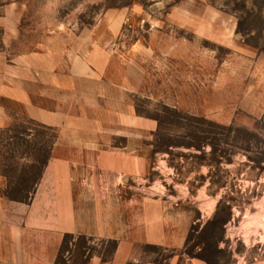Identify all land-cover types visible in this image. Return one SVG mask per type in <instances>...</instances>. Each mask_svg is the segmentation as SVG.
Instances as JSON below:
<instances>
[{
    "label": "rangeland",
    "instance_id": "1",
    "mask_svg": "<svg viewBox=\"0 0 264 264\" xmlns=\"http://www.w3.org/2000/svg\"><path fill=\"white\" fill-rule=\"evenodd\" d=\"M3 8L20 30L12 53L48 44L113 75V150L134 156L126 177L113 176V218L129 204L139 221L165 210L164 228L151 230L181 239L143 246L150 261L264 264V0H0ZM14 114L0 129V194L26 199L57 131ZM73 239L56 264L96 253L107 261L114 250Z\"/></svg>",
    "mask_w": 264,
    "mask_h": 264
},
{
    "label": "crops",
    "instance_id": "2",
    "mask_svg": "<svg viewBox=\"0 0 264 264\" xmlns=\"http://www.w3.org/2000/svg\"><path fill=\"white\" fill-rule=\"evenodd\" d=\"M16 18L0 10V129L11 128L16 111L56 130L57 138L28 201L0 194V264H56L67 236L114 243L107 261L96 253L73 264H156L143 246H181L180 238L151 230L156 222L164 228L165 210L145 222L129 204L124 218H113V176L126 177L134 161L133 152L113 150V75L102 76L95 60L71 59L69 50L48 44L12 53L20 34ZM93 114L103 119L96 123ZM167 264L204 263L174 255Z\"/></svg>",
    "mask_w": 264,
    "mask_h": 264
},
{
    "label": "trees",
    "instance_id": "3",
    "mask_svg": "<svg viewBox=\"0 0 264 264\" xmlns=\"http://www.w3.org/2000/svg\"><path fill=\"white\" fill-rule=\"evenodd\" d=\"M9 130H10V129H9ZM50 154H51V152L48 154L46 160H44L43 163H42V172H43L45 166H46L47 163H48V160H49V158H50ZM42 172L39 174V176L37 177V179H36L35 182H34V191H35V189H36L37 184H38L39 181H40V178H41ZM33 193H34V192H32V193L30 192L29 197L26 198V199H20V198H17V197H13V196H11V195H9V194H4V195H5L6 197H8L9 199H12V200H19V201H24V202H26V201H28V200L30 199V197L33 195ZM67 237H68V236H67Z\"/></svg>",
    "mask_w": 264,
    "mask_h": 264
}]
</instances>
